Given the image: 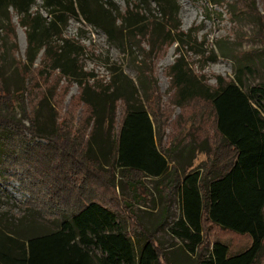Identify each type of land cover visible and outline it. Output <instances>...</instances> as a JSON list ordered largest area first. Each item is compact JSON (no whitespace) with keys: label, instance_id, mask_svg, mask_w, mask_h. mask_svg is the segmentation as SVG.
Listing matches in <instances>:
<instances>
[{"label":"trees","instance_id":"1","mask_svg":"<svg viewBox=\"0 0 264 264\" xmlns=\"http://www.w3.org/2000/svg\"><path fill=\"white\" fill-rule=\"evenodd\" d=\"M150 1L159 16L148 20L138 4L122 11L113 0H41L35 10L36 0H0V61L7 53L12 55L19 77V86L10 91L0 78V183L19 181L29 193L23 208L54 226L22 236L8 219L0 218V264H160L163 250L153 234L133 213L128 216L129 228L128 219L113 203L115 189L140 183L136 177H156V183L179 193L181 214L171 220L169 232L180 241V249L196 255L195 264L259 262L264 252V79L245 85L240 76L245 65L239 63L235 79L217 76L214 85H207L185 61L184 50L200 55L205 51L195 46L194 30L180 29L177 0H137L144 5ZM236 1L206 0L211 6L225 4L231 15L237 12L232 9ZM253 3L254 19L261 25L264 12L259 15ZM10 10L25 28L23 61L14 55ZM70 18L99 28L122 52L136 36L147 35L149 50L159 43H176L178 55L168 67L172 103L186 106L195 98L208 103L215 139H198L188 130L186 141L170 142L165 148L161 127L151 119L160 99L152 69L137 63L138 86L129 84L132 89L119 78L114 83L113 77L108 85L93 81L94 74L81 63L84 47L64 36ZM260 25L254 29L255 41L264 44ZM1 35L11 41L9 46ZM257 52L264 63V49ZM210 53L215 54L213 49ZM39 55L43 65L79 87L87 125L77 135L71 132L77 130L71 120L67 130L61 128L54 91L40 90L32 97L26 92L33 86V65ZM116 73L122 76L121 71ZM118 100L124 111L110 140ZM42 106L49 113L50 127L38 122ZM91 141L100 155L90 153ZM199 151L206 152L207 160L192 167ZM112 166L119 168V184L108 174ZM204 220L245 235L246 244L232 250L225 241L214 239L207 246Z\"/></svg>","mask_w":264,"mask_h":264},{"label":"rangeland","instance_id":"2","mask_svg":"<svg viewBox=\"0 0 264 264\" xmlns=\"http://www.w3.org/2000/svg\"><path fill=\"white\" fill-rule=\"evenodd\" d=\"M113 1L122 11L128 6L138 4L137 6L142 10L144 17H148V20L159 16L158 8L153 1L145 5L138 3L137 0ZM236 2L235 6L232 4V9H236L237 12L235 15H231L229 7L225 4L211 6L206 0H177L180 29L184 32L189 29L194 30L195 46L205 51L203 55H200L190 50H184V46L182 50H184L185 61L196 75L206 80L207 85H214L217 76L225 79H235L234 76L237 73L239 63L245 65L240 73L245 85L251 86L264 79V63L261 54L257 52V49L261 51L264 49V44L255 41L254 29L260 23L254 19L252 0H237ZM253 2L259 15H263L261 0H253ZM39 4H41V0H36L32 10H35ZM10 12L13 15L12 21L15 27L13 41L16 44V49L14 55L17 60L23 61L26 46L25 28L19 26L16 13L12 10ZM261 19V25L264 26V18ZM64 36L78 41L84 47L81 63L85 71L94 74L93 81L97 80L108 85L112 82L113 77L114 83L119 78L123 86L127 83L128 86L126 87L132 89L133 85L138 86L136 80L137 63L143 64L144 68L149 67L152 69L151 76L157 81V91L160 99L156 115H151V119L156 126L159 124L161 127L162 144L165 148L168 147L170 142L186 141L188 138H185L184 134L188 130L196 133L198 139H202L203 136H206L209 142L215 139L208 103L198 98L192 100L189 105L181 107H177L172 103L174 93L169 86L168 67L178 55L175 50L176 43H166L165 45L159 43L155 50H149L147 35L136 36L133 43L131 42L132 46L127 44L125 46L126 50L122 52L117 46L107 42V38L99 28L77 21L74 18L68 20ZM1 37L8 46L11 44V41L5 36L1 35ZM218 46L224 50L225 54L220 53ZM211 49L215 52L214 56H211ZM6 56V60L0 61V78L6 90L10 91L19 86V77L14 69L12 55L7 53ZM33 69L32 74L35 78L30 82V85L33 84V86L28 88L27 94L32 97L40 90L47 91L49 89V92L54 91V103L56 111L61 117V128L67 130L71 120L74 124L73 127L77 128L76 131L72 129L71 132L74 131L73 133L77 135L84 131L87 125L85 124L87 110L85 105L79 101L77 83L64 80L57 70H51L43 65L40 55L35 60ZM118 71L122 72V76L116 73ZM89 81H92V79ZM131 83L133 85H129ZM240 87L244 90L243 85ZM137 91L140 98H142L143 94L140 89ZM123 108V101L118 100L115 107V125L109 131L110 140L114 138V134L120 125ZM39 111V124L50 127L49 113L46 106H42ZM102 132H108L106 125H104ZM91 145L90 153L95 156L100 155L98 146L93 141H91ZM206 160V152L199 151L195 155L192 167H197ZM178 162H181L179 158ZM206 165L209 166V163L207 162ZM108 174L110 176L112 174V180L117 184L122 180L117 166H114ZM135 179L140 183L135 182L133 185H127L122 190L119 187L115 189L117 197L116 201L113 202L122 216L128 219L129 228H131V223L128 216L133 213L136 215L138 222L143 223L146 229L153 234L156 243L163 250V254L160 256V264H195L196 255L185 253L183 249H180V241L169 232L171 220L181 214L179 193L170 191L165 183H156L158 181L156 177H136ZM24 182L27 184L26 181ZM104 195L106 197L108 192H105ZM28 198L29 193L27 194L22 189L21 183L16 179L1 182L0 218L6 222L8 219L10 224L12 223L14 227L18 228L22 236L52 229L54 226L46 219H42L30 209L23 208L22 204ZM128 203L131 205L127 206ZM164 216L167 218L163 221ZM203 234L207 246L214 239H219L228 243L232 250H237L243 248V245L247 242L245 235L221 230L207 220L203 222ZM258 261L257 264H264V252Z\"/></svg>","mask_w":264,"mask_h":264}]
</instances>
